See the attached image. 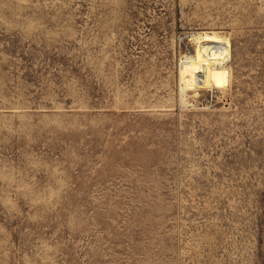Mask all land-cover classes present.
Instances as JSON below:
<instances>
[{
	"label": "rangeland",
	"instance_id": "obj_1",
	"mask_svg": "<svg viewBox=\"0 0 264 264\" xmlns=\"http://www.w3.org/2000/svg\"><path fill=\"white\" fill-rule=\"evenodd\" d=\"M0 264H264V0H0Z\"/></svg>",
	"mask_w": 264,
	"mask_h": 264
},
{
	"label": "bare ground",
	"instance_id": "obj_2",
	"mask_svg": "<svg viewBox=\"0 0 264 264\" xmlns=\"http://www.w3.org/2000/svg\"><path fill=\"white\" fill-rule=\"evenodd\" d=\"M207 39H209L206 41L207 44H210L213 37L208 36ZM226 57L227 49H222L218 46L200 47L196 57L187 59L182 65L183 84L186 87L204 84L207 88L214 89L216 83L213 80L218 79L219 76L226 71L223 67V61H225ZM213 66L218 68L215 70V75H213ZM202 72L204 73L203 77L200 76Z\"/></svg>",
	"mask_w": 264,
	"mask_h": 264
}]
</instances>
